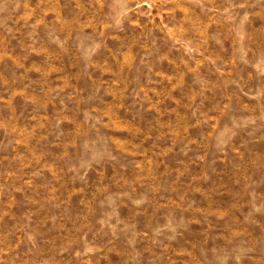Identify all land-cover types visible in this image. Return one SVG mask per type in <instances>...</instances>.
Returning <instances> with one entry per match:
<instances>
[{
    "label": "rangeland",
    "instance_id": "rangeland-1",
    "mask_svg": "<svg viewBox=\"0 0 264 264\" xmlns=\"http://www.w3.org/2000/svg\"><path fill=\"white\" fill-rule=\"evenodd\" d=\"M0 264H264V0H0Z\"/></svg>",
    "mask_w": 264,
    "mask_h": 264
}]
</instances>
